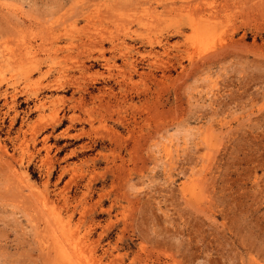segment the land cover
<instances>
[{"label": "rangeland", "instance_id": "rangeland-1", "mask_svg": "<svg viewBox=\"0 0 264 264\" xmlns=\"http://www.w3.org/2000/svg\"><path fill=\"white\" fill-rule=\"evenodd\" d=\"M0 264H264V0H0Z\"/></svg>", "mask_w": 264, "mask_h": 264}, {"label": "bare ground", "instance_id": "bare-ground-1", "mask_svg": "<svg viewBox=\"0 0 264 264\" xmlns=\"http://www.w3.org/2000/svg\"><path fill=\"white\" fill-rule=\"evenodd\" d=\"M165 8H166V7H165ZM86 11H87V10H86ZM118 22H119V21H118ZM44 28H45V27H44ZM44 28H43V29H44ZM47 28H48V27H47ZM118 30H119V29H118ZM48 32H49V31H48ZM93 34H94V33H93ZM97 34H98V33H97ZM100 34H101V33H100ZM94 35H96V34H94ZM110 37H111V36H110ZM47 38H48V37H47ZM112 38H113V36H112ZM88 39H89V38H88ZM95 39H96V38H95ZM102 39H103V38H102ZM102 39H101V40H102ZM43 40H44V38H43ZM91 40H92V39H91ZM97 40H98V39H97ZM82 41H83V40H82ZM98 41H100V39H99ZM109 41H110V40H109ZM45 42H46V41H45ZM102 42H103V41H102ZM98 43H100V42H98ZM81 44H82V43H81ZM112 44H113V43H112ZM86 45H87V44H86ZM100 45H101V44H100ZM100 45H98V46H100ZM113 45H114V44H113ZM113 45H112V46H113ZM91 46H92V45H91ZM102 46H103V44H102ZM234 46H235V45H234ZM114 47H115V46H114ZM232 47H233V46H232ZM100 48H101V47H100ZM103 48H104V46H103ZM109 48H110V47H109ZM105 51H107V50H105ZM223 51H224V50H223ZM234 51H235V50H234ZM102 53H104V52H102ZM103 55H104V54H103ZM113 55H114V54H113ZM209 55H210V54H209ZM148 56H149V55H148ZM214 56H215V55H214ZM101 58H102V57H101ZM98 59H99V58H98ZM109 60H110V59H109ZM205 60H206V59H205ZM111 61H113V60H111ZM111 61H110V62H111ZM215 62H216V61H215ZM113 63H114V62H113ZM30 64H31V63H30ZM78 65H79V64H78ZM81 65H82V64H81ZM107 65H108V64H107ZM125 65H126V64H125ZM123 66H124V65H123ZM92 67H93V66H92ZM107 68H108V67H107ZM109 68H110V67H109ZM111 68H112V67H111ZM115 69H116V68H115ZM107 70H108V69H107ZM109 71H110V70H109ZM122 73H123V72H122ZM102 74H103V73H102ZM124 74H126V73H124ZM100 75H101V74H100ZM145 76H146V74H145ZM125 77H126V75H125ZM126 78H127V77H126ZM84 79H85V78H84ZM51 82H52V81H51ZM123 83H124V82H123ZM57 84H58V83H57ZM79 84H80V83H79ZM48 85H49V84H48ZM51 85H52V84H51ZM42 86H43V85H42ZM54 86H55V85H54ZM50 87H51V86H50ZM128 87H129V86H128ZM130 87H131V86H130ZM39 88H40V87H39ZM56 89H57V88H56ZM92 89H93V88H92ZM92 89H91V90H92ZM98 89H99V88H98ZM138 90H139V89H138ZM14 91H15V90H14ZM134 92H135V91H134ZM13 95H14V94H13ZM125 95H126V94H125ZM139 97H140V96H139ZM80 98H81V97H80ZM154 98H155V97H154ZM14 99H15V98H14ZM54 101H55V100H54ZM82 102H83V101H82ZM56 103H57V102H56ZM80 104H81V103H80ZM107 105H108V104H107ZM131 105H132V104H131ZM78 106H80V105H78ZM113 106H114V105H113ZM158 106H159V105H158ZM107 107H109V106H107ZM107 107H106V108H107ZM76 108H78L77 105H76ZM93 108H94V107H93ZM155 108H156V107H155ZM58 110H59V109H58ZM81 110H82V109H81ZM160 111H161V110H160ZM93 113H94V112H93ZM106 113H107V112H106ZM160 113H162V112H160ZM50 114H51V113H50ZM108 114H109V113H108ZM155 114H157V113H155ZM51 115H52V114H51ZM149 115H150V114H149ZM60 117H61V116H60ZM102 117L104 118V116H102ZM160 117H161V116H160ZM71 119H72V118H71ZM57 120H59V119H57ZM73 120H74V119H73ZM158 120H159V119H158ZM85 121H86V120H85ZM75 122H76V121H75ZM90 122H91V121H90ZM160 122H161V121H160ZM37 123H38V122H37ZM87 123H88V121H87ZM39 124H40V123H39ZM42 124H43V123H42ZM45 124H46V123H45ZM45 124H44V126H45ZM50 124H51V123H50ZM35 126H36V125H35ZM46 126H47V125H46ZM46 126H45V127H46ZM48 126H49V125H48ZM48 126H47V127H48ZM73 126H74V125H73ZM38 128H39V127H38ZM157 128H158V127H157ZM50 129H51V128H50ZM35 130H36V129H35ZM97 130H99V129H97ZM33 131H34V130H33ZM36 131H37V130H36ZM34 132H35V131H34ZM101 133H102V132H101ZM84 134H85V133H84ZM156 134H157V133H156ZM34 135H35V134H34ZM79 135H80V134H79ZM31 136H32V134H31ZM149 136H150V135H149ZM149 136H148V137H149ZM33 137H34V136H33ZM156 137H157V136H156ZM74 138H75V136H74ZM104 138H105V137H104ZM160 138H161V137H160ZM150 142H151V141H150ZM126 144H127V143H126ZM128 144H129V143H128ZM1 146H2V145H1ZM136 147H137V146H135V148H136ZM157 147H158V146H157ZM23 149H24V148H23ZM3 151H4V150H3ZM133 151H134V150H133ZM135 154L137 155V152H136ZM10 155H11V154H10ZM6 156H7V155H6ZM12 156H13V155H12ZM12 156H11V157H12ZM135 158H136V157H135ZM135 158H134V159H135ZM16 159H17V158H16ZM15 161H16V160H15ZM46 162H48V161H46ZM2 163H3V162H2ZM46 164H47V163H46ZM123 164H124V163H123ZM176 164H177V163H176ZM10 168H11V167H10ZM10 170H11V169H10ZM46 170H47V169H46ZM4 173H5V172H4ZM11 175H12V174H11ZM15 176H16V175H15ZM10 177H11V176H10ZM23 179H24V178H23ZM92 179H93V177H92ZM15 180H16V179H15ZM5 181H6V180H5ZM9 183H10V182H9ZM13 183H14V182H13ZM11 185H12V183H11ZM65 185H66V184H65ZM69 185H70V183H69ZM125 186H126V185H125ZM130 186H132V185H130ZM67 187H68V186H67ZM67 187H66V190H67ZM12 188H13V187H12ZM21 189H22V188H21ZM68 189H69V188H68ZM8 191H9V190H8ZM173 191H174V190H173ZM60 193H61V192H60ZM17 194H18V193H17ZM35 195H36V194H35ZM22 196H24V195H22ZM44 196H45V195H44ZM28 198H29V197H28ZM37 198H38V197H37ZM47 198H48V197H47ZM47 198H46V199H47ZM29 199H30V198H29ZM29 199H28V200H29ZM44 199H45V197H44ZM36 200H37V199H36ZM42 200H43V199H42ZM42 200H40V201H42ZM21 201H22V200H21ZM31 201H32V200H31ZM32 202H33V201H32ZM32 202H31V203H32ZM34 202H35V201H34ZM34 202H33V203H34ZM37 202H38V201H37ZM45 202H46V201H45ZM23 204H24V203H23ZM38 204H39V203H38ZM47 204H48V203H47ZM26 206H27V205H26ZM29 207H30V206H29ZM31 207H32V206H31ZM20 208H21V207H20ZM47 208H48V207H47ZM53 210H54V209H53ZM28 212H29V211H28ZM28 212H27V213H28ZM36 212H37V211H36ZM53 212H54V211H53ZM45 214H46V213H45ZM43 215H44V214H43ZM45 216H46V215H45ZM42 218H43V217H42ZM81 218H82V217H81ZM133 218H134V217H133ZM49 219H50V218H49ZM35 220H37V219H35ZM35 220H34V221H35ZM43 220H44V219H43ZM131 220H132V219H131ZM50 221H51V219H50ZM44 222H45V221H44ZM46 222H47V220H46ZM38 223H39V220H38ZM36 224H37V223H36ZM49 230H50V229H49ZM53 232H54V231H53ZM53 237H54V236H53ZM43 239H44V238H43ZM63 240H64V239H63ZM50 245H51V244H50ZM51 246H52V245H51ZM54 246H55V245H54ZM48 249H49V248H48ZM52 252H53V251H52ZM66 252H67V251H66ZM49 254H50V253H49ZM74 254H75V253H74ZM51 255H53V254H51ZM54 255H55V254H54ZM78 258H79V255H78Z\"/></svg>", "mask_w": 264, "mask_h": 264}]
</instances>
